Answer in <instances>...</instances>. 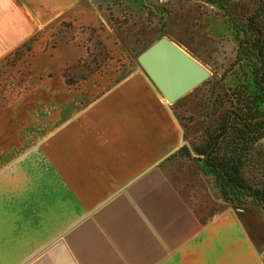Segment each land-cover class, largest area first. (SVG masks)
<instances>
[{"label": "crops", "instance_id": "obj_1", "mask_svg": "<svg viewBox=\"0 0 264 264\" xmlns=\"http://www.w3.org/2000/svg\"><path fill=\"white\" fill-rule=\"evenodd\" d=\"M81 2L0 0V62L55 20L94 28ZM72 41L55 42L38 105L0 109V264H264L173 105L137 68L82 67L71 87L58 74L83 54Z\"/></svg>", "mask_w": 264, "mask_h": 264}, {"label": "rangeland", "instance_id": "obj_2", "mask_svg": "<svg viewBox=\"0 0 264 264\" xmlns=\"http://www.w3.org/2000/svg\"><path fill=\"white\" fill-rule=\"evenodd\" d=\"M241 2L247 4L249 0ZM80 7L95 11L94 28L72 27L55 20L37 32L30 43V51L15 50L0 62V109L5 104H16L24 99L31 100L28 105L39 104L35 102L39 97L33 95H39V90L48 81L57 78L55 42L57 46L74 42V39L80 42L83 54L58 74L75 88L71 83L78 82L82 74L90 75L82 67L101 76L137 68L147 76L137 58L163 37L207 70L209 77L206 80L219 79L235 59L236 45L231 32L223 16L213 6L192 0H89V5L81 2ZM205 84L171 104L190 138V146L202 141L203 132L213 120L208 111ZM52 110L48 105L44 112ZM35 112L33 115L37 120L41 114L46 115ZM259 146L264 150V138ZM192 184L195 197L203 196L200 183L193 180ZM209 189L214 199H220L213 187ZM230 205L238 211L257 247L264 251V213L258 201L245 198Z\"/></svg>", "mask_w": 264, "mask_h": 264}, {"label": "trees", "instance_id": "obj_3", "mask_svg": "<svg viewBox=\"0 0 264 264\" xmlns=\"http://www.w3.org/2000/svg\"><path fill=\"white\" fill-rule=\"evenodd\" d=\"M192 1L215 7L236 45L230 69L203 82L213 120L203 132V144L192 151L206 155L196 161L213 176L224 201L254 199L264 213V150L259 146L264 138V0ZM32 41L16 52L30 51Z\"/></svg>", "mask_w": 264, "mask_h": 264}, {"label": "water", "instance_id": "obj_4", "mask_svg": "<svg viewBox=\"0 0 264 264\" xmlns=\"http://www.w3.org/2000/svg\"><path fill=\"white\" fill-rule=\"evenodd\" d=\"M137 61L169 104L209 77L207 70L164 37L142 52Z\"/></svg>", "mask_w": 264, "mask_h": 264}]
</instances>
